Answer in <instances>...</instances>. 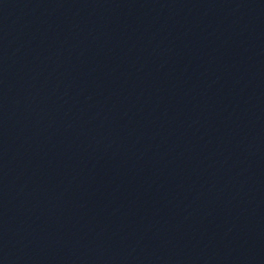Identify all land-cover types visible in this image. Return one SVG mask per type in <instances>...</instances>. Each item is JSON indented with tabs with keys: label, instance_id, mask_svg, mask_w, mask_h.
Segmentation results:
<instances>
[{
	"label": "water",
	"instance_id": "95a60500",
	"mask_svg": "<svg viewBox=\"0 0 264 264\" xmlns=\"http://www.w3.org/2000/svg\"><path fill=\"white\" fill-rule=\"evenodd\" d=\"M0 264H264V0H0Z\"/></svg>",
	"mask_w": 264,
	"mask_h": 264
}]
</instances>
